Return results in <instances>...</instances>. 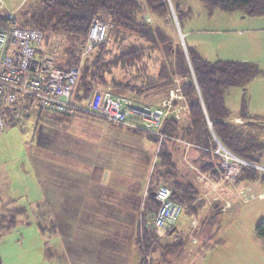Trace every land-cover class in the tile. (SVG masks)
<instances>
[{
	"label": "rangeland",
	"instance_id": "1",
	"mask_svg": "<svg viewBox=\"0 0 264 264\" xmlns=\"http://www.w3.org/2000/svg\"><path fill=\"white\" fill-rule=\"evenodd\" d=\"M139 1L144 4L143 0ZM42 2L43 0H4L3 11L16 10L15 22L19 24L23 18V12L31 14L41 7ZM182 3V12L186 13L179 14V20L172 14L173 9H171V16L167 19H158L145 8H143V15L148 24L162 29L169 36L168 39L173 46L180 44L184 52L186 46L191 47V38L196 37L207 60L246 61L244 59L247 58V61L255 63L264 71L263 36L259 32L248 31L251 28H263L264 15L250 16L240 11L225 12L210 8L201 0H183ZM108 24V30L112 29V25ZM178 28L183 34L186 46L183 45ZM189 29H200L203 32L188 35L185 31ZM212 30L222 32L215 33ZM121 33L124 37L122 45H153L149 37L136 31L122 29ZM52 39L55 44L52 42L49 46L56 47L58 57L66 46V37L62 33H56L53 34ZM160 45L152 47L148 56L140 64L143 63L148 68V72L152 74V80L156 79L161 66L168 67L169 63H176L175 56H166ZM110 46L114 52L118 51L119 46L115 47L112 44ZM132 73L136 75L137 70H132ZM114 74L116 78L122 79L127 72L115 68ZM170 79L175 81L173 86H177L181 81L177 76H172ZM242 88L233 86L228 89L227 101L232 111H242V103L245 100L248 101L249 94L248 96L244 94L242 97L243 94L239 92ZM173 104L169 112L173 110ZM16 110L17 117L9 119L8 129L0 133V216L4 217L5 225L0 230V264H116L117 261L121 264H137L136 261H140V264H264V238L258 237L255 232L256 225L264 222V193L257 194L259 190L264 189V183L250 182L249 187H246L248 184L245 182L248 181L243 178L240 181L225 180L222 171L216 170L223 161L218 155V158L213 160L216 172L212 176L218 185L211 186L213 187L211 190L207 187L209 185L205 179L207 175L202 168L204 162L201 161L202 163L192 168L186 164L188 169L184 170L181 162L185 163V160L187 162L193 156L174 153L176 175L172 180L188 185L195 182L198 195L194 200V205L197 206L196 211L189 205H182L183 211L171 233L164 234L160 239L154 238L148 245L140 228L136 231L135 247L133 242L130 243L127 249L129 251H125L124 244L116 243L108 245L105 249L97 248L96 244L91 243L93 241H89L87 233L82 231L81 227L84 228L88 222H85L83 217L74 218L79 213L71 208L73 195L68 197L65 193L56 197L54 192L56 193L57 190H51L47 184L41 186V192L34 176V164L40 162L42 166H45L46 170L42 171H47V167L49 168L51 157L49 147L48 155L43 158L40 156L37 162H35V156L39 148L47 147L45 143L47 137L39 138L40 129L44 131L47 127L51 131L57 125L48 122V118L53 115L39 108L33 103V99L27 96H19ZM183 115L179 121L182 125L184 123V128L180 126L171 135L166 133L171 137L168 141L174 142L178 149L180 147L187 149L192 154L194 152L196 154L193 150H198L197 144L210 149L211 144L203 143L205 142L203 139L208 129L210 137L217 141L211 123L207 121L204 128L200 125L188 126L184 122L186 114L183 113ZM249 115L260 119L256 115ZM253 123L255 125L252 130L264 146V120H256ZM202 131L205 134L201 136ZM149 134L157 137L152 133ZM160 146L161 144L158 143L156 153L154 150L155 163L159 162L157 155ZM212 149L215 150L213 147ZM256 156L260 158V164H253L257 166L255 168L260 173H263L264 148L257 152ZM177 157L180 158V163ZM212 170L214 167L209 170L210 175ZM115 173L125 172L115 171ZM144 184H146V196L149 181L144 180ZM256 188L259 190L256 191ZM44 194H47L46 200L48 196L54 199L52 205L62 204L57 200L58 197L69 203L66 213L62 214L66 218L61 217L68 224L69 234L59 235L51 229L50 218L45 210L47 208L45 197L42 200ZM11 218L12 225L8 227ZM138 222L141 224V216ZM80 228L81 230L77 232ZM87 242H90V245ZM177 242L179 243L177 246L171 247ZM72 244H76L78 248H74Z\"/></svg>",
	"mask_w": 264,
	"mask_h": 264
},
{
	"label": "trees",
	"instance_id": "2",
	"mask_svg": "<svg viewBox=\"0 0 264 264\" xmlns=\"http://www.w3.org/2000/svg\"><path fill=\"white\" fill-rule=\"evenodd\" d=\"M143 1L144 4L139 0H43L41 7L31 14L23 12V18L18 26L44 32L43 48L39 51L41 54L50 45L53 34H64L66 46L61 55L56 58V65L68 69L79 63V46L87 38L92 17L100 14L103 20L112 25V29L108 30L109 34L105 42L89 52L81 63V73L74 96L76 102L83 103L96 89L110 88L114 95L131 98L159 88L167 92L179 89L182 98L185 97L188 115L194 123L204 128L209 121L216 138L227 150L249 163L260 164V158L256 156V153L263 150L264 146L252 130L255 120L247 113L244 102L240 116L245 121L232 122L231 111L226 105V93L233 86L245 87L254 78L264 75V71L250 61L222 59L210 61L186 45V53L180 44L174 47L168 39L169 36L162 29L154 28L146 22L143 8L158 19L169 18L173 9L179 20V14L186 13L182 12L183 0ZM201 1L207 3L210 8L225 12L240 11L250 16L264 15V0ZM9 23L11 21L0 14V26L5 27ZM122 29L136 31L149 37L153 45H122L124 40L121 36ZM111 44L115 47L119 46L118 51L114 52ZM155 45H160L166 56H175L176 63H169L168 67L161 66L156 79L152 80V74L148 72V68L143 63L140 64ZM115 68L123 69L127 74L122 79L116 78ZM132 70H137V74L132 75L134 74ZM172 76L181 79L177 86H173L175 81L170 79ZM177 129L178 121L168 115L162 130L171 135ZM207 134H209L208 129ZM210 144L211 149L217 147L212 137H210ZM157 156L159 162L154 164L150 175L148 193L141 213V233L148 245L157 237L150 222L158 206L153 194L159 185L164 184L171 189V198L174 201L181 205H189L195 211L197 208L194 200L198 190L192 184L172 180L176 175V166L172 155L164 148L163 143L159 147ZM202 168L206 170L207 165ZM215 172V169L212 170V173ZM242 178L248 182L264 183V172L260 173L256 168L245 166L236 180L239 181ZM148 212L152 215L148 216ZM12 218L9 220L8 227L12 225ZM3 227H5L4 217L0 216V230ZM173 230L174 228L169 233ZM255 232L258 237L264 238V222L256 225ZM178 244V242L174 243L171 247Z\"/></svg>",
	"mask_w": 264,
	"mask_h": 264
},
{
	"label": "crops",
	"instance_id": "3",
	"mask_svg": "<svg viewBox=\"0 0 264 264\" xmlns=\"http://www.w3.org/2000/svg\"><path fill=\"white\" fill-rule=\"evenodd\" d=\"M250 30L259 32L264 40V27L261 29H248V31ZM198 32H203V30L189 29L185 31L188 35L199 34ZM212 32L221 33L222 31L212 30ZM191 48L204 57L200 42L196 37L191 38ZM244 60L247 61L248 59ZM239 92L241 95L243 94L242 97L244 94H247V96L249 94L248 101H244L246 111L248 114L260 117V119L249 116L255 121L264 120V75L251 80ZM168 93L163 88H159L142 94V96H132V98H134L133 101L138 106L155 108L169 96ZM227 97L228 90L226 93V105L232 114L231 121L235 123L244 122L245 119L240 116L241 110L240 112L232 111L228 105ZM175 100L177 103L174 101V111H171L173 113H170V116L178 121V128L180 126L184 128V123L182 122V125L179 121L183 113L186 114L184 122L188 126H198L188 115L185 97H179ZM149 103L154 104L151 105ZM255 105L256 108H254ZM48 113L53 115L48 118V122L50 121V124L57 125L51 131L50 128L46 127L44 131L40 129L39 132V138L41 136L47 137V142H45L47 147L36 149L38 151L36 152L35 162L38 161L40 156L43 158L48 155V147L51 154L47 171H42L46 170V167L42 166L40 162L36 165L34 164V176L40 191L42 192L41 186L47 184L51 190H57L56 193L54 192L56 197L65 195V193H67L68 197L73 195L74 199L71 208L79 213L74 218L83 217L85 222H88V225L84 226V228L81 227L82 231L87 233L89 241H93L91 243L96 244L97 248L105 249L108 245L116 243L117 245L124 244L125 251H129L127 249L130 243L132 244L133 242L135 247L136 231L142 228L138 219L142 216V205L145 201L146 184H144V180L149 181L150 176L148 177V175H151L154 168L152 166L155 164L154 154L158 144L156 137L144 131L130 130L106 122L90 114L80 113L72 117H64L57 113ZM204 134L202 131L201 136ZM210 136L209 134L204 135L203 141L205 142L203 143L210 145ZM163 144L164 148L172 155L173 160L175 152L181 155L189 154L188 156H193L189 161L186 162L184 159L185 163L181 162L184 170L188 169L186 164L192 168L196 167V164L204 162L202 167L207 165L205 170L207 176L204 174L208 178H205L209 184L207 187L212 190L213 187L211 186L218 185L214 181L215 178H212L214 174L210 175L209 171L211 165L214 169L216 168L213 160L215 161L218 158L217 155L200 148H197L198 150L194 149L193 151H196V154L195 152L192 154L187 149L181 147L178 149L174 142L168 140L163 141ZM61 162L64 163L61 164ZM151 168L152 170L149 174ZM115 171H123L125 173L117 174ZM47 174L48 177H46ZM192 180L194 182L193 178ZM245 183L248 184L246 187H249L250 182ZM192 185L195 186L197 184L194 182ZM258 190L259 188H256V191ZM260 192L264 193V189L259 190L257 194ZM46 196L47 194H44L42 200L44 197L46 200ZM57 200L62 202V204L52 205L54 199L48 196L45 210H47L48 218H50L51 229L56 234L67 235L70 230L66 221L61 217H65L62 214L66 213L69 203L59 197ZM151 215L152 213L148 212V216ZM90 221L91 223L89 224ZM90 242L87 243L90 245ZM72 245H74V248H78L76 244ZM136 262L140 264V261ZM116 264L121 263L117 261Z\"/></svg>",
	"mask_w": 264,
	"mask_h": 264
},
{
	"label": "built area",
	"instance_id": "4",
	"mask_svg": "<svg viewBox=\"0 0 264 264\" xmlns=\"http://www.w3.org/2000/svg\"><path fill=\"white\" fill-rule=\"evenodd\" d=\"M3 10L4 0H0V14L11 21L5 27L0 26V133L8 129L9 119L17 117L19 96H27L39 108L61 116L90 114L130 130L152 133L157 136L159 144L171 140L162 128L172 113L169 112L170 106L175 99L182 98L179 89L171 90L169 96L155 108L138 106L132 98L114 95L110 88L94 90L83 103L75 101L83 59L106 40L109 24L99 14L92 17L87 38L79 46V63L63 69L56 65V47L53 45L50 48L53 39L41 54L39 51L42 50L44 32L19 27L14 20L16 11ZM196 147L222 157L220 168L216 170L222 171L225 180L237 179L242 168L249 166V162L232 154L220 142L215 150L200 145ZM171 194V189L164 184L159 185L153 194L158 206L150 225L155 229L157 239L175 227L183 211V206L174 201Z\"/></svg>",
	"mask_w": 264,
	"mask_h": 264
},
{
	"label": "water",
	"instance_id": "5",
	"mask_svg": "<svg viewBox=\"0 0 264 264\" xmlns=\"http://www.w3.org/2000/svg\"><path fill=\"white\" fill-rule=\"evenodd\" d=\"M172 14L175 16V14H174V12H173V10H172ZM175 20H176V18H175ZM179 29V28H178ZM179 32H180V29H179ZM180 37H181V40H182V42H183V45H184V40H183V34L180 32ZM185 46V45H184ZM185 53H186V47H185ZM217 141H218V139H217ZM219 142V141H218ZM249 166H251V167H257V166H255L253 163H249Z\"/></svg>",
	"mask_w": 264,
	"mask_h": 264
}]
</instances>
